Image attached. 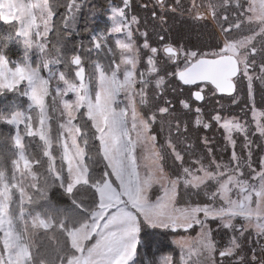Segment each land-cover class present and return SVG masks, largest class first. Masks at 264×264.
<instances>
[{
    "label": "rangeland",
    "instance_id": "1",
    "mask_svg": "<svg viewBox=\"0 0 264 264\" xmlns=\"http://www.w3.org/2000/svg\"><path fill=\"white\" fill-rule=\"evenodd\" d=\"M93 1L62 0L67 18ZM52 3L0 0L23 53L12 64L0 47V94L20 105L0 110L18 152L9 170L0 160V264H31L39 232L61 227L28 209L50 186L87 184L81 111L103 173L97 207L67 232L65 263L131 264L140 250L144 264H264V0H110L98 18L108 26H94L84 57L61 61L48 48ZM223 54L239 65L232 95L177 79L195 59ZM26 136L39 140L31 160ZM42 154L50 176L36 169Z\"/></svg>",
    "mask_w": 264,
    "mask_h": 264
},
{
    "label": "trees",
    "instance_id": "2",
    "mask_svg": "<svg viewBox=\"0 0 264 264\" xmlns=\"http://www.w3.org/2000/svg\"><path fill=\"white\" fill-rule=\"evenodd\" d=\"M54 1L57 4L51 5L53 16L52 29L49 34L50 47H48L51 57L58 61H61V56L70 53L84 57V52H87V49L92 45L88 41L91 39L90 34L94 26L107 28V24L98 18L106 13L110 0H94L89 7L92 11L81 8L79 13L70 19L66 16L68 12H66L67 9L62 0H51V4ZM180 27L181 25H179ZM68 32H70L69 35ZM64 44L67 45L66 49ZM0 47L11 63L23 56L15 23H5L0 20ZM19 106L15 93L3 92L0 94V110L2 112L14 113ZM78 121L82 138L85 141L84 161L88 170L87 184L76 186L72 192H66L58 184H54L49 187L45 198L36 207L28 208L31 211H38L44 217L52 218L57 224L61 223V227L55 225L49 230L50 232H39V240L36 242L35 250L31 252V264H67L65 263L66 259H62L63 254L73 253L69 245L68 230L85 224L89 220L91 210L99 203L95 188L103 173V160L100 156L99 144L95 139L92 126L82 111ZM4 124L0 122V160L9 170L10 161L18 155V152L17 148L11 144L12 132H9ZM32 137H24L22 148L25 156L30 160L33 159L34 153L39 148L37 145L39 140L35 136ZM39 153L37 152L36 155ZM41 158L44 165L41 164L36 169L37 171L42 170L44 176H50L47 159L43 154ZM51 235L53 236L50 237ZM167 249L170 250L171 247L162 249V251L167 252ZM142 260L139 250L136 260L131 264H144Z\"/></svg>",
    "mask_w": 264,
    "mask_h": 264
},
{
    "label": "water",
    "instance_id": "3",
    "mask_svg": "<svg viewBox=\"0 0 264 264\" xmlns=\"http://www.w3.org/2000/svg\"><path fill=\"white\" fill-rule=\"evenodd\" d=\"M156 1L161 3L163 0ZM168 48L173 51H166ZM163 52L167 55H177V51L171 46H165ZM79 62L77 58L72 59L75 66H78ZM83 72L82 69H79L76 73L79 81L83 79ZM238 72L239 66L235 57L233 55H223L216 58L200 57L180 70L176 77L183 85L209 83L218 94L232 95L236 89L234 78L238 75ZM192 96L197 101L202 100L201 92L195 91Z\"/></svg>",
    "mask_w": 264,
    "mask_h": 264
},
{
    "label": "flooded vegetation",
    "instance_id": "4",
    "mask_svg": "<svg viewBox=\"0 0 264 264\" xmlns=\"http://www.w3.org/2000/svg\"><path fill=\"white\" fill-rule=\"evenodd\" d=\"M108 26V25H107ZM172 47V46H171ZM167 55V54H166ZM223 55H231V54H223ZM223 55H218V56H215V57H213V56H210V57H207V58H216V57H219V56H223ZM167 56H171L172 57V61L175 63L176 61H177V56H174V55H167ZM235 57V56H234ZM198 59V58H197ZM235 59H236V57H235ZM196 60V59H195ZM237 60V59H236ZM79 61L81 62V60L79 59ZM80 62H79V64H80ZM237 63H238V61H237ZM239 66V65H238ZM235 83V82H234ZM211 85V84H210ZM236 86V85H235ZM193 92H195V91H193ZM220 95H225V94H220ZM203 99V98H202ZM199 102H201V101H199Z\"/></svg>",
    "mask_w": 264,
    "mask_h": 264
},
{
    "label": "snow or ice",
    "instance_id": "5",
    "mask_svg": "<svg viewBox=\"0 0 264 264\" xmlns=\"http://www.w3.org/2000/svg\"><path fill=\"white\" fill-rule=\"evenodd\" d=\"M155 51V49H153ZM166 51L171 52L173 51L171 48L166 49Z\"/></svg>",
    "mask_w": 264,
    "mask_h": 264
}]
</instances>
